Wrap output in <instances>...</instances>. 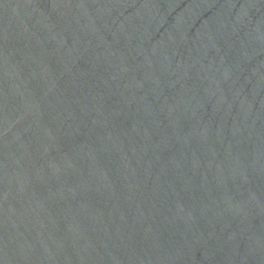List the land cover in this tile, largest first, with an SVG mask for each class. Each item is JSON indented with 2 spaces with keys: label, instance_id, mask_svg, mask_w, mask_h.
Segmentation results:
<instances>
[{
  "label": "water",
  "instance_id": "water-1",
  "mask_svg": "<svg viewBox=\"0 0 264 264\" xmlns=\"http://www.w3.org/2000/svg\"><path fill=\"white\" fill-rule=\"evenodd\" d=\"M0 264H264V0H0Z\"/></svg>",
  "mask_w": 264,
  "mask_h": 264
}]
</instances>
